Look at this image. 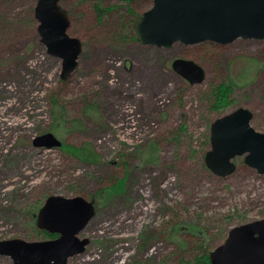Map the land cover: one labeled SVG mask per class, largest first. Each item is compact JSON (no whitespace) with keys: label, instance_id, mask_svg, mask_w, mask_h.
<instances>
[{"label":"rangeland","instance_id":"1","mask_svg":"<svg viewBox=\"0 0 264 264\" xmlns=\"http://www.w3.org/2000/svg\"><path fill=\"white\" fill-rule=\"evenodd\" d=\"M153 1H61L68 33L83 44L77 69L63 80L62 59L47 52L37 30V0H0V241L57 236L37 226L55 194L83 196L96 209L79 235L90 243L68 264H179L204 242L211 251L234 227L264 218V174L245 155L226 177L205 164L211 124L229 110L250 108L253 127L264 132V40L142 45L131 39L133 26ZM97 4L115 8L99 17ZM177 57H203L205 81L178 75ZM255 62L254 80L234 89L224 113L213 110L210 90ZM89 104L97 113L86 116ZM74 119L82 126L68 131ZM47 132L70 146L91 145L99 162L35 147ZM123 178V189L105 201L99 190ZM0 264L14 261L0 254Z\"/></svg>","mask_w":264,"mask_h":264},{"label":"water","instance_id":"2","mask_svg":"<svg viewBox=\"0 0 264 264\" xmlns=\"http://www.w3.org/2000/svg\"><path fill=\"white\" fill-rule=\"evenodd\" d=\"M63 0H37L35 18L41 42L50 55L62 59L61 79L67 80L78 67L83 44L71 36V21ZM138 43L170 49L176 43L207 42L227 45L238 38L264 40V0H154L133 26ZM172 69L190 84H200L206 71L198 62L177 57ZM254 112L239 106L217 118L210 128V149L205 164L219 177L234 173V159L264 174V132L252 125ZM63 142L53 132L33 140L35 147L60 148ZM96 215L93 202L77 195H50L37 214V226L55 238L28 241L21 238L0 241V254L14 264H68L86 250L88 238L80 233ZM211 264H264V218L231 229L210 253Z\"/></svg>","mask_w":264,"mask_h":264},{"label":"trees","instance_id":"3","mask_svg":"<svg viewBox=\"0 0 264 264\" xmlns=\"http://www.w3.org/2000/svg\"><path fill=\"white\" fill-rule=\"evenodd\" d=\"M125 1H126L127 5H131L134 0H125ZM114 8L115 7H113V6L112 7L110 6L108 8H104V7L100 6L99 4H97L95 6V9H96L99 17H101L104 14V11H106V10L111 11ZM127 8L130 10L129 6ZM141 16H142V14H141ZM141 16L139 15V18ZM133 24H134V21H132V26H133ZM131 29H132V27H131ZM131 39L137 41L133 33L131 35ZM192 60L200 63V61H203L204 59L202 57V58H193ZM248 61L254 62L251 59H248ZM259 69H261V66L258 62L250 64V67L248 65H246L244 67V71L241 75H238L235 77V75L234 74L232 75V72H231V74L228 75V79H227L228 81L227 82L225 79V80H222L216 86H214L212 88V90H210V95L212 96V98H209V101H210V99H211V101H214L212 104L213 110H215L218 113H224L223 110L230 106L231 98L233 96L234 89L241 87V86L244 87V86L248 85V83L252 82V80H254L255 75ZM253 74H254V76H253ZM231 110H229V111H231ZM95 113H97V107L94 105H91V104H89L84 111V114L86 116L93 115ZM53 115H54V119H56V120L60 117V113L57 114L56 110H54ZM55 124H56L55 127L62 126V124L59 120ZM81 126H82V120L81 119H74L71 122V126L68 127L69 129L68 128H66V129L68 131H70L73 129L81 128ZM154 147L157 148L156 143L154 144ZM61 148L64 151L66 150V151L72 153L75 157H77L78 159H80L84 163L97 164L99 162L100 156L92 148L91 145L70 146L69 144L63 143ZM124 183H125V178L119 179L116 184H114L112 186L105 187L106 189L99 190V193H100V195H102L103 198H105V201L111 200V198H113V196H116L123 189ZM34 215L35 214H33V217H34ZM50 237L55 238L56 235H52ZM182 247H184V246H182ZM200 247H201L200 252L196 253L190 259H181L179 264H211L210 253L213 249L211 251H208L207 249H205V247H206L205 242ZM135 263H136V261H135Z\"/></svg>","mask_w":264,"mask_h":264}]
</instances>
